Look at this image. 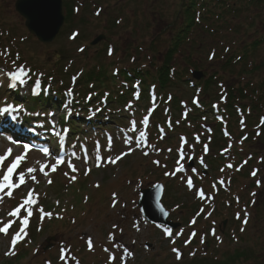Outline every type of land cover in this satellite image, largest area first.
I'll use <instances>...</instances> for the list:
<instances>
[{
    "label": "rangeland",
    "instance_id": "374dc122",
    "mask_svg": "<svg viewBox=\"0 0 264 264\" xmlns=\"http://www.w3.org/2000/svg\"><path fill=\"white\" fill-rule=\"evenodd\" d=\"M14 1L0 0V45L3 48L9 45L13 53L18 51L21 58L34 64L39 70L53 75V79L46 83L42 82L41 72L40 75L36 74L33 77L35 80L39 78L43 83L42 91L47 89L49 92L45 84L53 83L54 87L68 85L61 107L55 104L53 107L59 109L57 115L63 114L61 115L63 117L67 115L82 124L78 133L74 134L78 137L71 139V136L67 135L70 145L66 148V161L58 166L56 172L50 171V165L56 160L54 155L45 156L44 153L40 154L36 149L30 148L26 160L13 174V179L16 181L18 173L24 171L27 183L14 189L12 197L4 196L3 201L0 202V226L9 219L15 221L7 235L0 234V264H47L50 259L57 260L58 264H77V261L78 264H109L110 255L115 256L111 264H187L194 255L197 259L205 256L211 263L264 264V161L259 163L256 157H261L264 153V124L260 136H258L260 126L256 124L253 137L246 145L247 150L254 153L252 161L246 162V159L233 165L231 160H224L222 164L216 165L215 169L207 170L204 162H200L201 157L205 158L207 154L213 152L212 144L206 154L203 151V145L208 142L206 135L205 139L202 138L197 142L196 139L190 138L183 145L185 154V159L182 161L183 172L165 175V172L175 171L181 137L177 132L171 134L168 131L161 135L159 129L161 130L163 125L155 123L156 129L155 133L152 132V137L156 144L149 141V125L155 115L152 103L147 106L148 108L143 109L139 101H136L138 98L135 95L134 101L131 99L132 101L126 103L127 105H123L125 102L123 101L110 104L106 102L107 105L104 106L103 101L91 98L89 94H85V90H82L85 91L83 94L76 91L79 88L76 81L83 67L86 69L96 63H104L108 64L112 71L115 66L128 68L135 65V62L144 66L152 60L158 61V57L166 50L170 37L174 34L175 26L171 29L168 24L175 19L180 0H67L78 5V12H73L72 24L67 26L64 24L50 43H42L28 32L23 24V18L14 10ZM73 32L78 33L75 39L71 38ZM100 33L106 35L105 41L99 45H91V41ZM205 43L218 47L211 38ZM80 48L84 51H79ZM109 48L113 49L111 55ZM218 50V53H222L220 49ZM196 55L203 59L202 68L196 69L209 73L210 68L217 65L216 61L209 62L207 54L203 52H197ZM5 57L6 55H0V83L3 84L0 87V108L12 105L8 94L14 88L10 87L11 81L6 73L18 67ZM179 65L186 67L187 75H190L191 67H187L185 60H181ZM229 74L230 72H227L225 77L227 80ZM111 81L113 84L109 86L118 90L117 84L120 85L121 79L117 76L111 78ZM16 87L20 89L19 97L21 94H27L28 88L25 84L21 85L17 82ZM70 88L71 96L67 94ZM168 91L188 101L193 99L191 97L193 90L183 81L180 82L179 87L169 88ZM152 94L154 95L153 92ZM78 96L85 102L90 100L93 108L86 110L78 104L76 110H72L71 103ZM262 101L264 103V100ZM31 102L27 104H33ZM13 108L17 109L10 110L13 117L21 116L31 125L33 121L27 109L15 106ZM149 109H152L151 113ZM68 112H70L69 116ZM261 112L264 110L259 113ZM57 115L54 118L47 115L49 118L46 116L47 119L41 122L47 126L51 120L55 125ZM145 115L149 116L147 125L142 123ZM212 117L213 115H208L209 120ZM175 118H178V114ZM257 118L258 113H254L252 123H256ZM133 121L136 122L135 129L132 127ZM183 126L186 129L189 125L184 123ZM210 130L213 131L212 134L214 133L213 140L224 136L215 128ZM210 130L207 129L205 134L208 132L210 135ZM249 130L252 128L249 127ZM141 131L146 132L147 135L137 146ZM109 138H111V148H109ZM128 138H131V142L125 144L124 141ZM85 145L88 149L87 163L84 162L86 154L80 151ZM129 147L134 151L116 164L107 162L109 156L115 157L121 152L128 151ZM8 148H12L13 152L3 167H0V176L15 155L23 152V147L0 141V155H3ZM224 148L230 149L229 146ZM168 149L172 151L169 152ZM97 153L102 157L100 167H97L95 162ZM243 155L244 153L241 156ZM189 157L193 161L191 167L187 166ZM69 160L76 165L77 172L73 173L68 167ZM157 160L159 164L154 163ZM40 164L49 165L45 169L49 171L47 177L39 171ZM228 164H232V167H227ZM28 167L37 169L31 175L36 176L38 183L31 180L30 174L26 171ZM86 168L91 169L88 175L84 174ZM237 168L242 170V174L235 173ZM254 170L257 171L255 177L251 175ZM65 173H68V176H65ZM71 175H76V180L85 183L79 195L75 197L72 195V193L76 194L73 186H76L78 181L76 184H74L76 180L70 181ZM189 176L191 178L194 176L192 188L186 184ZM49 179L52 181L51 184L47 182ZM221 180L224 181L223 184L220 183ZM257 180L260 181L259 185ZM158 181L167 185L162 201L169 210L168 218L180 223L176 230H172L171 236L165 234L167 228L149 224L141 216L136 204L139 189L152 186ZM97 183L99 187H96ZM29 189H35L38 201L44 196L45 204H50L49 208L55 207L53 214L55 209L61 206V202L66 205L68 199H72L73 209L61 220L48 219V217L41 219L39 204L33 205V215L29 218V224L35 226V235L31 246L22 245L21 250L25 252L22 257L5 255L10 246L11 236L19 230V221L22 218V216L9 217L8 212L19 205ZM200 190L205 193L203 199L196 195ZM113 193L116 194L117 200L115 207H113ZM253 193L255 195H252ZM57 201H59L58 205ZM201 208L204 211L197 216ZM21 211L22 215L27 214L25 209ZM238 212L241 214L240 219H237ZM245 212L250 214L247 225L242 223ZM209 213L211 214L208 215ZM194 217L196 223L191 224L190 221ZM114 224L117 227L113 228ZM201 224L205 226L202 228ZM134 225H138V229ZM242 227L244 231L240 230ZM193 231L196 233L194 237L191 236ZM109 233L114 235L111 241L108 239ZM51 236L53 239L50 238ZM88 237L93 239V250L87 247ZM47 238L51 239L50 242H47ZM189 239L190 242L186 244L185 241ZM49 243H53L52 246L44 249ZM18 245L19 243L15 252ZM119 245L127 247L133 256L125 257L122 261L121 257L124 253ZM173 247L180 250L181 259L176 258V253L172 252ZM62 248L66 249L63 260L60 258ZM105 248L109 251H104Z\"/></svg>",
    "mask_w": 264,
    "mask_h": 264
},
{
    "label": "trees",
    "instance_id": "16d2710c",
    "mask_svg": "<svg viewBox=\"0 0 264 264\" xmlns=\"http://www.w3.org/2000/svg\"><path fill=\"white\" fill-rule=\"evenodd\" d=\"M71 6V3L65 2L68 24L72 23ZM168 25L171 29L175 26V31L170 37L168 47L158 57V61L152 60L144 66L135 62L132 67L118 68L115 73L109 69L108 64L104 63H96L86 69L83 67L76 82L80 94L94 91V97L97 98L103 95V91H107L105 96L108 103H122L131 97L130 93L134 88L129 84L132 81L137 82L145 97L149 87L153 85L157 94L162 96V102L168 93L167 112L176 116L175 110L180 109V97L169 92L168 89L179 87L180 82L183 81L193 92L199 90L198 96L202 108H211L212 100L221 111L226 113L228 129L234 128L233 125L239 122H246L245 119L251 118L255 112L264 110L262 101L264 100V0H180L175 19ZM209 38L215 41L218 47L206 44ZM217 48L222 53H218ZM197 52H203L207 57L214 53V58H208V61L217 63L200 81L193 80L187 75L186 67L179 65L181 60H185L187 67L201 68L203 59L201 56L197 57ZM227 72H230L229 80L225 78ZM117 76L123 83L117 84L118 88L127 85L122 91L114 90L113 86H109L113 84L111 78ZM90 96L92 97V94ZM208 96L215 98L208 100ZM49 99L41 97L38 104L46 103ZM199 110L198 108L192 110L191 119L200 120L202 114L198 113ZM216 131H219V126ZM225 142L226 139L215 138L212 150L218 152ZM247 151L251 152V150ZM214 153L207 156V163L211 166L215 165L217 157L213 156ZM230 153L237 160L242 158L235 144ZM253 155H250L248 160L252 161ZM219 158L221 159L220 153ZM263 161L264 153L260 157V163ZM81 188L83 184L76 187V190ZM187 264H226V262L211 263L205 257L198 259L194 257Z\"/></svg>",
    "mask_w": 264,
    "mask_h": 264
},
{
    "label": "snow or ice",
    "instance_id": "6c2138e0",
    "mask_svg": "<svg viewBox=\"0 0 264 264\" xmlns=\"http://www.w3.org/2000/svg\"><path fill=\"white\" fill-rule=\"evenodd\" d=\"M98 14H99V10L97 11V15ZM117 22L119 23V21H117ZM77 36H78V33L77 32H73L71 38L75 39ZM79 51L82 52V51H84V49L80 48ZM108 51H109V55H111L112 52H113V49L109 48ZM7 54H8V50L7 49H5L3 52H0V55H7ZM214 55H215L214 53L211 54L209 56V59H213ZM17 58H18V54H17ZM13 64L15 65V61H13ZM6 75L9 77V79L11 81L10 87H12V88H15L17 86V82L19 84H21V85L27 83V80L25 79V77L28 75V72L25 71L23 65L18 66L15 71L7 72ZM73 79L75 80V77ZM31 91H32L33 94H36V95H38L40 93V91H41V81H40L39 78H37L34 81V86L32 87ZM44 91H47V89H44ZM67 94L69 96L72 95V89L71 88L68 89V93ZM193 103L198 104L199 103L198 98L194 99ZM10 110L11 111H15L17 109H14L12 105H7L6 107L0 108V114L8 113ZM151 111H152V109H149V113H151ZM13 119H15V117H13ZM148 122H149V116L145 115L143 117L142 123L144 125H147ZM261 123L264 124V118L261 119ZM135 126H136V122L133 121L132 122L133 129H135ZM163 131L164 130L161 129V132H163ZM146 135H147L146 132H143V131L140 132V137L138 138L137 146H139V142L143 141V139H144V137H146ZM225 135H228V133L226 132ZM244 138L246 139V137H244ZM199 139H200V137L197 136L196 140L199 141ZM180 141H181V146L178 149L179 159H177L175 161V164H176L175 171L172 172V173L165 172V175H170V174L171 175H175L176 173L184 171V165L182 164V161L185 159L183 145L187 143V140L184 137H181ZM130 142H131V138H128V139H126L124 141L125 144H129ZM230 146L231 145H229V147ZM22 147H23V152L21 154H19V155H15V157L11 160V163H9L7 165V168L4 171L3 175L0 176V193H3V195H0V202L3 201L4 196L12 197L14 189H18V188L21 187V185H26V183H27L24 171H20L18 173L16 181H14V179H13V174L16 173L17 169L20 168L22 162H24L26 160L27 154H28V152L30 151V148H31V146L28 145V144H24ZM109 148H111V138H109ZM227 150L228 149H225L224 151H227ZM41 151L44 153L45 156H48L50 154V151H49V149L47 147L41 149ZM132 151H134V149L129 147L128 151L121 152L120 154L116 155L115 157L109 156L107 158V162L111 163V164H116L122 158H124L125 156L129 155ZM168 151L171 152L172 150L168 149ZM203 151H204L205 154L209 151V146L207 144L203 145ZM12 152H13V149L12 148H8L7 151L4 152L3 155H0V167H3L5 161L12 155ZM73 155H75V153H73ZM145 155H147V153H145ZM101 159H102V157L97 153L96 156H95V162H96V166L97 167L101 166ZM189 159H191V157H189ZM200 161H201V163L204 162L203 161V157L200 158ZM84 162L87 163V155H85ZM63 163H64L63 157H58L55 160V162L50 165V171L51 172H56L58 166L63 164ZM154 163L159 164L160 162L157 160V161H154ZM48 167H49V165H47V164H40V166H39V171L41 173H43V175L45 177H47L49 175V171L45 170ZM68 167L71 169V171L73 173L78 171L76 165L73 164L71 162V160L68 161ZM227 167L231 168L232 165L228 164ZM26 171H27L28 174H30L31 180L32 181H36L38 183L36 176L35 175H31L32 173H35L37 171V169L34 168V167H28ZM90 171H91L90 168H86L84 174L88 175L90 173ZM192 171H196V169H192ZM221 171H223V169H221ZM64 175L68 176V173H65ZM251 175L255 177L257 175V171L254 170L251 173ZM69 179H70V181H75L77 179V177H76V175H71L69 177ZM47 182L49 184L52 183V181L50 179ZM220 183L223 184L224 181L221 180ZM186 184H187V186L189 188L193 187V179L190 176L186 179ZM257 184L258 185L260 184L259 180H257ZM215 186L216 185L214 184L213 187L215 188ZM96 187H99L98 183L96 184ZM196 195L203 199L204 196H205V193H204L203 190H200V191H198L196 193ZM252 195H255V193H253ZM37 197H38V194L35 192V189H29L27 194H26V196L22 198V200L19 203V205H17L11 211L8 212V216L9 217L22 216V218L19 221V223H20L19 230L16 231L11 236L10 246H9L8 251H6L5 255H11V256L16 255L15 248H16L17 244L19 242L23 241L27 237V235H28L27 228H28V225H29V218L33 215V207L32 206L38 203ZM236 199H237V201H239V197H237ZM56 203L58 205L59 201H57ZM116 203H117L116 194L113 193V207H115ZM22 209L26 210V213H27L26 215H22V211H21ZM38 211L41 214V219H43L44 217L51 218L54 215L50 211H45L43 209V207H40L38 209ZM203 211H204V209L201 208L200 212H203ZM200 212L197 213V216L200 214ZM210 214L211 213H209L208 215H210ZM56 215H57L58 218H62V217H59V214H56ZM236 215H237V219H240V215L241 214L238 212ZM249 215L250 214L247 213V212L244 213V218H243V221H242V223L244 225L248 224ZM14 223H15V221L13 219H9L6 223H3L2 226H0V234L7 235L9 233V230L12 228ZM190 223L191 224H195L196 223V218L194 217L190 221ZM112 227L115 228L117 226L114 224V225H112ZM134 227H137V229H138V225H134ZM240 230L244 231V228L242 227ZM165 234L168 235V236H171L172 235V230L171 229H165ZM177 235H179V233H177ZM195 235H196V233H195V231H193L191 233V236L194 237ZM213 235H215V231L214 230H213ZM108 239L110 241L113 240L114 239V235L112 233H109ZM217 239H220V238L217 237ZM189 242H190V239L185 241L186 244L189 243ZM201 242L202 243L204 242L203 238L201 239ZM173 243H175V241H173ZM87 247H88L89 250H93L94 245H93L92 237H88V239H87ZM118 247L123 248L124 256L121 257L122 261L125 260V257H132L133 256V253L127 247H124L123 245H119ZM65 251H66V249H63V248L61 249V257L60 258L62 260L65 259V256H64V252ZM104 251L107 252L109 250H108V248H105ZM172 252L176 253V258L178 260L181 259V254H180V250L179 249L173 247L172 248ZM108 259H109V264H111V262L115 260V256L114 255H110ZM77 264H78V261H77Z\"/></svg>",
    "mask_w": 264,
    "mask_h": 264
},
{
    "label": "water",
    "instance_id": "95a60500",
    "mask_svg": "<svg viewBox=\"0 0 264 264\" xmlns=\"http://www.w3.org/2000/svg\"><path fill=\"white\" fill-rule=\"evenodd\" d=\"M15 8L25 18L24 24L29 32L43 43L51 42L63 23L61 0H17ZM102 38L104 36L99 35L92 43ZM160 195L161 189L158 193L155 188L142 191L138 201L140 209L150 221L175 226L176 224L166 220L167 212L163 211L159 205Z\"/></svg>",
    "mask_w": 264,
    "mask_h": 264
},
{
    "label": "bare ground",
    "instance_id": "6f19581e",
    "mask_svg": "<svg viewBox=\"0 0 264 264\" xmlns=\"http://www.w3.org/2000/svg\"><path fill=\"white\" fill-rule=\"evenodd\" d=\"M39 120H42V119H39Z\"/></svg>",
    "mask_w": 264,
    "mask_h": 264
}]
</instances>
